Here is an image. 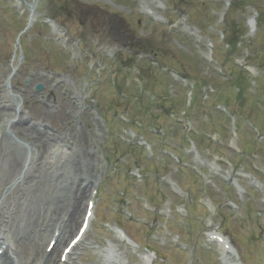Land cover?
<instances>
[{"label": "rangeland", "instance_id": "rangeland-1", "mask_svg": "<svg viewBox=\"0 0 264 264\" xmlns=\"http://www.w3.org/2000/svg\"><path fill=\"white\" fill-rule=\"evenodd\" d=\"M4 1L0 101L19 102L30 120L52 126L60 140L48 150L50 161L73 156L77 162L85 149L97 162L96 214L68 264L141 261L145 244L161 256L158 264H216L213 244L202 237L209 223L233 235L243 264H264V178L250 172L253 158L239 155L243 165L232 171L218 162L204 137L202 148L181 146L186 163L181 169L159 156L158 148L186 141L178 119L204 134L216 126L235 147L233 126L215 111L218 105L228 113L227 106L240 121L239 143L260 154L254 163L264 166V144H253L250 129L257 124L264 133V0H232L231 6L229 0ZM256 15L240 42L234 33L243 19ZM235 64L253 72L244 76ZM167 66L178 72L175 78ZM190 86L197 100L188 106L183 100ZM46 103L51 113L45 116L41 105ZM161 107L171 113L162 114ZM133 120L159 124L167 135L154 137L148 153L131 149L126 141L135 135ZM3 129L9 130L0 122ZM223 151L229 155L231 148ZM192 169L201 172V180ZM220 179L237 184L232 200ZM186 190L192 197L183 200ZM212 204L215 212H207ZM117 222L138 247L111 230Z\"/></svg>", "mask_w": 264, "mask_h": 264}, {"label": "bare ground", "instance_id": "bare-ground-1", "mask_svg": "<svg viewBox=\"0 0 264 264\" xmlns=\"http://www.w3.org/2000/svg\"><path fill=\"white\" fill-rule=\"evenodd\" d=\"M18 103L11 106L5 99L0 101V122L9 129L6 134L4 129L0 130V192L9 183L12 189L11 197L0 204V243L6 245L13 263L56 264L57 249L78 221L91 180L88 178L94 174L97 162L85 149L77 162L73 156L62 162L50 161L48 148L57 143L60 136L45 120L24 118L21 109L16 107L20 106ZM41 107L45 116L50 115L49 103ZM5 135L18 139L22 147L7 140L12 137L5 139ZM26 151L30 154L25 155ZM24 163L27 167L22 171ZM55 228L60 234L54 247L46 251L43 241L47 236L51 239ZM69 260L71 255L63 264H68Z\"/></svg>", "mask_w": 264, "mask_h": 264}]
</instances>
